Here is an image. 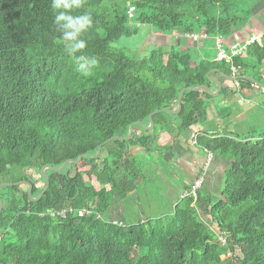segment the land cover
Instances as JSON below:
<instances>
[{"label": "trees", "instance_id": "obj_1", "mask_svg": "<svg viewBox=\"0 0 264 264\" xmlns=\"http://www.w3.org/2000/svg\"><path fill=\"white\" fill-rule=\"evenodd\" d=\"M237 2L136 0L129 5L134 8L129 18V6L105 9L103 0H85L80 12L89 11L94 24L83 36V51L96 57L98 65L84 76L54 28L51 0H0V177L29 182L35 199L45 185L43 166L57 169L67 160L93 156L101 145L99 158L80 162L90 167L98 188L75 171L77 165L68 164L61 173L44 171L48 187L36 202L25 186L19 192L16 186L0 189V264H264V137L251 142L196 136L197 147L229 161L215 203L204 202L197 193L195 200L180 199L173 214L143 223L114 225L106 217L107 198L126 201L141 175L142 158H124L129 146L148 153L151 136H138L143 131L134 126L129 141L109 139L125 138L133 123L148 126V116L156 111L176 110L182 89L216 88L206 79L212 70L217 73L211 78L232 76L230 67L235 76H249L240 58L214 61V40L207 41L202 56L192 47L170 46L153 49L145 59L130 58L111 44L130 34L133 21L158 34L214 27L226 49L248 20L238 15ZM247 55L264 65V33ZM249 77L263 82L257 75ZM234 83V91L221 88L223 98L255 88L244 80ZM208 99L204 91H185L177 116L161 112L152 122L164 130L169 118L177 119L181 130L205 127ZM13 168L20 170L17 175ZM72 168L74 174L66 175ZM27 171L43 181L40 188ZM202 205L215 228L198 219L196 208ZM66 207H88L92 213L83 218L38 216Z\"/></svg>", "mask_w": 264, "mask_h": 264}, {"label": "crops", "instance_id": "obj_2", "mask_svg": "<svg viewBox=\"0 0 264 264\" xmlns=\"http://www.w3.org/2000/svg\"><path fill=\"white\" fill-rule=\"evenodd\" d=\"M263 33L264 24L254 17L233 35L238 34L241 38H261ZM149 39L167 40L166 44L169 43L179 50L192 47L201 56L206 51L207 41L215 42L220 39L225 43L220 36L216 35L214 27L200 25L195 26L191 34L173 32L171 36H165L150 32L146 43ZM231 42L232 40L226 43V46ZM162 46H154L153 49H159ZM241 60L246 65L247 74L257 75L263 80L260 84H264V65L257 64L254 58L248 55ZM212 78L221 84V88L235 90L234 82H229L219 75ZM255 88L244 90L242 94H231L226 98H223L220 93L214 98L205 100L207 118L205 127L197 125L181 130L178 127V120L169 118L166 122L167 130L153 124L149 132L143 131L141 134L137 131L138 136L150 134L148 153H144L140 147L130 145L124 158L126 160L141 157L143 160L141 175L135 181V189L126 201L121 202L117 196L107 198V220L122 223L120 217L125 211V206L131 210L130 215L135 219L134 224L173 214L181 197L200 175L207 158H210V162L205 166L204 179L198 194L205 200L204 202L218 201L229 161L197 147L195 138L201 133L209 137L229 136L234 139H238L237 136L249 134L251 118L262 111L261 101L264 98V89L257 91ZM215 91L216 88L211 89V92ZM152 186L157 191L156 198L148 201L145 195ZM201 207L196 208L198 219L212 228L215 225L205 212V205ZM155 212L158 214L156 215Z\"/></svg>", "mask_w": 264, "mask_h": 264}, {"label": "rangeland", "instance_id": "obj_3", "mask_svg": "<svg viewBox=\"0 0 264 264\" xmlns=\"http://www.w3.org/2000/svg\"><path fill=\"white\" fill-rule=\"evenodd\" d=\"M136 0H103V7L105 9H110L113 5L117 6L119 9L124 10L126 9L131 3H133ZM235 9L238 15H240V18L242 17H248L247 22L251 18H257L259 22L264 24V0H239L237 2V5L235 6ZM232 13V12H231ZM130 34L125 36L121 35L119 38H117L113 43L111 44L112 48L121 50L126 56L130 58H137V59H145L148 57L149 53L153 50L154 46H162L166 44L167 40H157V39H149V41L146 43V40L148 38V35L150 32H152L151 28L146 25H137L133 21H130ZM172 33L164 34L165 36H171ZM260 42V39L258 40V43ZM171 46V44H166L165 46H162L161 48L168 49ZM263 81V80H261ZM261 109L262 111L257 112L250 121V132L252 131V134L249 135H242L237 136L236 138L243 140V138H248L249 141L254 142L262 137H264V98L261 101ZM249 132V133H250ZM218 156V155H215ZM13 172H15L14 175H17L19 173L18 168L11 169ZM75 171H77L85 181H89L95 188H98L99 185L95 182L94 178L90 176L89 171L90 167L85 163L82 162L76 166ZM74 169L72 168L69 171V174H74ZM67 172V171H66ZM28 175H31V177L34 180H37V187H41L43 185V181L39 179L38 175L35 172L27 171ZM16 177V176H15ZM15 177H7L3 176L0 177V185H14V181H16ZM25 188L23 186H16L15 192L24 191ZM157 191L152 186L149 188L146 192V199L154 200L156 198ZM130 209L125 206V211L120 217V221L125 224H134L135 219L132 215H130ZM157 215L158 212H155ZM215 228V226H212V229Z\"/></svg>", "mask_w": 264, "mask_h": 264}, {"label": "clouds", "instance_id": "obj_4", "mask_svg": "<svg viewBox=\"0 0 264 264\" xmlns=\"http://www.w3.org/2000/svg\"><path fill=\"white\" fill-rule=\"evenodd\" d=\"M84 5L85 0H51L53 25L60 34L59 39L66 53L74 58L78 71L84 76H89L98 65V60L83 51L87 47L83 36L94 24L89 11L85 9L80 12Z\"/></svg>", "mask_w": 264, "mask_h": 264}, {"label": "built area", "instance_id": "obj_5", "mask_svg": "<svg viewBox=\"0 0 264 264\" xmlns=\"http://www.w3.org/2000/svg\"><path fill=\"white\" fill-rule=\"evenodd\" d=\"M133 13H134V8L132 6L128 7L127 10V16L129 18L133 17ZM260 38L258 37H249V38H241L238 34H234L232 36V42L226 46L225 49V45L224 42L221 41L220 39H217L215 41V46L217 49V54L214 57V61L216 62H229L232 58H244L247 55V48L249 46H251L254 43H257L258 40ZM231 70V74L232 76H235V69L233 67H230ZM235 85H237L235 83ZM210 162V158H207L206 163L204 165L203 170L201 171L200 175L197 177V179L192 183V185L189 187V189L187 190V192L181 197V199L186 198V197H191L192 199L195 200L196 195L198 193V191L201 188V185L203 183V179H204V172H205V166H207V164ZM91 208L88 207H83L81 209H73L71 207H66L63 208L59 211H55V210H47L44 213H40L38 214L39 217H50V218H63L66 216H73L76 218H83L85 216H89L92 211ZM97 219H100L99 215H96ZM114 225H121V223L117 222V221H109ZM0 239H1V235H0ZM218 242L220 243V245H225L226 241L223 237H219L218 238Z\"/></svg>", "mask_w": 264, "mask_h": 264}, {"label": "water", "instance_id": "obj_6", "mask_svg": "<svg viewBox=\"0 0 264 264\" xmlns=\"http://www.w3.org/2000/svg\"><path fill=\"white\" fill-rule=\"evenodd\" d=\"M214 73H217V71L216 70L210 71V73L208 75H206V79L216 86V91L215 92H211L210 89L207 86H199V87L192 88V89H189V88L182 89V90L179 91L178 96H177L176 101H175L176 110H174V111H168V110L156 111V112H154V113H152V114H150L148 116V126H144L140 122L133 123V124H131L128 127V132H127V135H126L125 138L113 137V138L109 139L107 142L114 141V140L124 141V142L129 141L130 138H131L134 126L139 127L142 131H146V132L151 131L152 127H153L152 116L155 115V114L163 112V113H167V114H169L171 116H177L179 114V112L181 111L180 100H181V96H182L183 92H185V91H193V92L204 91L210 97L214 98V97L218 96L220 94V92H221V84L216 79L210 77ZM220 76L223 77L225 80H227L229 82H235V81H238V80H244V81H247V82L251 83L253 86H255V87L259 88V89H264V84L258 83L252 77H249V76H225V75H222V74H220ZM100 154H101V145H99L97 147L96 153L93 156L86 154V155L79 156L76 160H67L57 169H54L51 166H43L40 169V175L44 179L45 185H44V188L41 191V193H39V195L35 199L31 198V185H30L29 182H24L23 181V182H18V183L14 184V185H0V189L5 188V187H11V186H25V187H27V195H28L29 199L32 202H36V201H38L41 198V196L43 195V193L46 191V189L48 187V179L44 175V171L45 170H51V171H54L56 173H61L68 164L78 165L84 158L95 160V159L99 158ZM68 173L69 172L67 171L66 175H68ZM1 209H2V202L0 200V212H1Z\"/></svg>", "mask_w": 264, "mask_h": 264}]
</instances>
